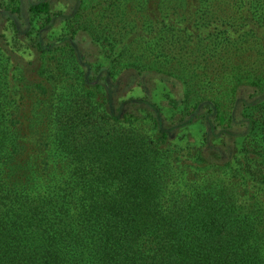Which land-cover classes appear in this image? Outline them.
I'll list each match as a JSON object with an SVG mask.
<instances>
[{"label": "trees", "instance_id": "obj_1", "mask_svg": "<svg viewBox=\"0 0 264 264\" xmlns=\"http://www.w3.org/2000/svg\"><path fill=\"white\" fill-rule=\"evenodd\" d=\"M0 264H264V0H0Z\"/></svg>", "mask_w": 264, "mask_h": 264}, {"label": "rangeland", "instance_id": "obj_2", "mask_svg": "<svg viewBox=\"0 0 264 264\" xmlns=\"http://www.w3.org/2000/svg\"><path fill=\"white\" fill-rule=\"evenodd\" d=\"M94 1L97 2V0H94ZM72 4H73V0H52V10L69 13L71 11ZM62 26H64V25H62ZM59 32H61V30L56 29V31L54 32L55 33L54 35L58 34ZM6 34H7V39L10 41V43H12L11 46L16 48V49H12L13 51L16 50L17 53L23 54L26 62L35 59V53H34L35 49L33 47H30L29 44H27L26 40L22 41V42H18L16 44L14 39H13V33L11 32V30L7 29ZM91 51L93 53L91 55L98 56L99 50L96 47L93 46V49L91 47ZM170 69H171V67H170ZM134 85H137V84H134ZM169 89L171 91H176L173 86L172 87L169 86ZM167 91H168V88L166 89L165 87H163L162 84H158L157 87L155 88V93L159 97H161ZM132 93H140L141 94V91L136 90L134 92H130V94H132ZM119 96H120V94H118V98H119ZM200 132L201 131H199V128L196 126H191L189 129H187V133L189 135L192 134L195 137L199 136Z\"/></svg>", "mask_w": 264, "mask_h": 264}]
</instances>
